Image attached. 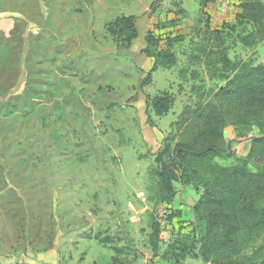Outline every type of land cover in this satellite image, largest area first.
I'll return each mask as SVG.
<instances>
[{
  "label": "rangeland",
  "instance_id": "374dc122",
  "mask_svg": "<svg viewBox=\"0 0 264 264\" xmlns=\"http://www.w3.org/2000/svg\"><path fill=\"white\" fill-rule=\"evenodd\" d=\"M217 1L0 0V264H202L192 207L203 190L176 182L161 199L154 159L180 137L171 123L185 107L216 103L229 76L218 51L264 63V39L246 46L231 27L243 0ZM121 15L135 16L129 44L106 29ZM148 33L149 49L169 44L177 62L142 84ZM162 91L174 103L158 116L151 98ZM258 135L227 126L214 163H240Z\"/></svg>",
  "mask_w": 264,
  "mask_h": 264
},
{
  "label": "trees",
  "instance_id": "16d2710c",
  "mask_svg": "<svg viewBox=\"0 0 264 264\" xmlns=\"http://www.w3.org/2000/svg\"><path fill=\"white\" fill-rule=\"evenodd\" d=\"M237 26L246 31L240 35L242 44L252 46L263 40L264 2L243 0L231 25ZM106 29L128 44L137 37L134 15L117 16ZM152 35L147 34L143 49L152 58V65L142 84L150 83L158 68H171L177 62L169 44L149 49L154 44ZM217 54L219 65L229 76L214 94L216 103L193 110L185 107L178 120L171 123L180 127V137L168 135L155 156L158 193L161 199L174 197L176 182L203 190L192 207L196 223L194 256L202 264H264V63L232 61L224 51ZM173 103L174 96L168 91L151 98V108L158 116L167 113ZM229 125L238 130L256 127L259 135L249 137V152L240 163L226 167L214 163V159L226 155L225 129ZM249 162L257 164V169L250 171ZM152 227L157 237L158 224ZM255 240L262 244L253 255L245 256L241 249L244 243ZM112 260L117 263L116 257Z\"/></svg>",
  "mask_w": 264,
  "mask_h": 264
},
{
  "label": "built area",
  "instance_id": "2783aa9c",
  "mask_svg": "<svg viewBox=\"0 0 264 264\" xmlns=\"http://www.w3.org/2000/svg\"><path fill=\"white\" fill-rule=\"evenodd\" d=\"M217 2H219L218 5H221L224 9H227V7L234 6L235 4V0H218Z\"/></svg>",
  "mask_w": 264,
  "mask_h": 264
}]
</instances>
